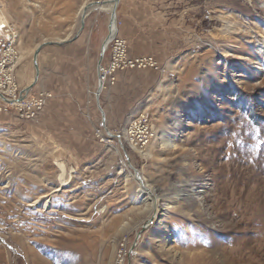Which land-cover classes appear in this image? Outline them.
I'll use <instances>...</instances> for the list:
<instances>
[{"label": "rangeland", "instance_id": "1", "mask_svg": "<svg viewBox=\"0 0 264 264\" xmlns=\"http://www.w3.org/2000/svg\"><path fill=\"white\" fill-rule=\"evenodd\" d=\"M96 1L0 0L19 31L20 91L43 42L110 33L112 3L81 30V7ZM116 14L128 54L161 68L107 85L108 140L83 58L67 65L65 43L37 58L30 93L52 94L44 109L0 110V264H264V0H120ZM139 114L155 136L124 154L116 133Z\"/></svg>", "mask_w": 264, "mask_h": 264}, {"label": "built area", "instance_id": "2", "mask_svg": "<svg viewBox=\"0 0 264 264\" xmlns=\"http://www.w3.org/2000/svg\"><path fill=\"white\" fill-rule=\"evenodd\" d=\"M0 38L2 40L0 48V93L2 94L0 96V110L7 111L9 107H13L22 118L34 119L44 109L52 94L46 90H39L34 95L30 93L31 89L27 93L23 90L20 91L14 76L16 66L19 64L18 60H20V49L18 47L19 31L7 20L1 9ZM107 50L109 51L108 56L106 55ZM137 68L160 70L161 65L154 56H130L127 51V41L117 32L110 39L102 60L96 66V87L92 88L89 86L86 88L88 106H92L93 101L96 100L101 113L103 127H97L95 131L103 141L108 140L110 137L105 131L107 115L101 105L100 97L107 89L109 83H115L118 73ZM99 88L100 92L97 94ZM103 122H106V124ZM153 131V125L149 118L144 114H139L130 120L123 132L116 134H119L121 149H124V154H126L125 145L131 150H133L134 146L142 149L147 147L155 136ZM119 254L120 257L122 255L127 257L126 250H120ZM115 264H126V260H116Z\"/></svg>", "mask_w": 264, "mask_h": 264}, {"label": "crops", "instance_id": "3", "mask_svg": "<svg viewBox=\"0 0 264 264\" xmlns=\"http://www.w3.org/2000/svg\"><path fill=\"white\" fill-rule=\"evenodd\" d=\"M106 38L104 31L97 32L90 40L74 39L65 43L64 50L67 65L74 60V55L82 56L84 62L85 77L87 78L86 87H96L97 71L96 66L100 61L101 47ZM71 61V62H72Z\"/></svg>", "mask_w": 264, "mask_h": 264}, {"label": "water", "instance_id": "4", "mask_svg": "<svg viewBox=\"0 0 264 264\" xmlns=\"http://www.w3.org/2000/svg\"><path fill=\"white\" fill-rule=\"evenodd\" d=\"M119 2H120V0H109V1L102 0V1H96V2H89V3H87L83 7V13H82V17H81V30H83V28L85 27V17L87 15V11L89 10V8H91L94 5H101V4L103 5V4H107V3H113V11L111 13V22L109 24V31H111L113 23H115L117 21V14H116V12H117V6H118ZM110 35H111V32L108 33V35L105 38L104 43H103V45L101 47L100 61L102 60V58L104 56V52H105V50L107 48V45H108V43L110 41V39H109ZM74 39H76V37H73L72 39H65L64 41H59V42H57V41L56 42H53V41H45V42H43L42 45H48V44H53V43L63 44V43H66L69 40H74ZM42 45H40L38 47V49L36 50V52L34 54V65H35V70H36V76H35V79H34V82L32 83V85L31 86H28L26 88L27 91H29L35 85V83L37 82L38 77H39L40 67H39V64L37 62V58H38V55H39V52L41 50Z\"/></svg>", "mask_w": 264, "mask_h": 264}, {"label": "bare ground", "instance_id": "5", "mask_svg": "<svg viewBox=\"0 0 264 264\" xmlns=\"http://www.w3.org/2000/svg\"><path fill=\"white\" fill-rule=\"evenodd\" d=\"M86 4H84L82 7H81V9H80V11H81V15H82V13H83V7L85 6ZM94 6H101V5H94ZM94 6H92L91 8H89V10L90 9H92ZM100 9V8H99ZM88 10V11H89ZM87 11V12H88ZM112 11H113V3L110 5V12L112 13ZM118 26H117V21L115 22V23H113V25H112V29H111V35H110V37L112 38L118 31ZM229 30V29H228ZM109 37V39H111ZM65 39H68L67 37L66 38H64V39H62L61 41H64ZM262 40H263V42H262V45H264V36H263V38H262ZM108 43V42H107ZM101 84H102V82H101ZM26 92H28L27 90H25ZM100 92V88L97 90V94ZM1 94V93H0ZM0 96H2V94L0 95ZM110 134H112V135H114L112 132H109ZM118 137H119V135H118ZM170 143H172V141H170ZM170 143H166L164 146L165 147H168L169 145H170ZM171 146V145H170ZM135 148H140V147H137V146H134ZM138 152H140L141 153V155L143 156V157H147L148 155H149V153H144V151H142V150H138V149H136ZM134 178L138 181V183H139V185H140V189H139V192L141 193V195H147V197H153L152 199H153V201H154V203H153V206H154V208H153V210L155 211H157V207H158V205H157V201H158V198L156 197L155 198V194H154V190L150 187V185L149 184H146V182H145V179L140 175V173H138V172H136V174H134ZM246 190V189H245ZM264 192V191H263ZM254 193V192H253ZM226 195V194H225ZM223 202V201H222ZM225 204V203H224ZM242 204V203H241ZM240 206V205H239ZM252 206H254V205H252ZM252 206H250L251 208H252ZM152 207V206H151ZM241 207V206H240ZM249 207V208H250ZM255 207V206H254ZM245 210H247V212H248V207H245ZM246 212V211H245ZM149 223H151V220H149Z\"/></svg>", "mask_w": 264, "mask_h": 264}]
</instances>
